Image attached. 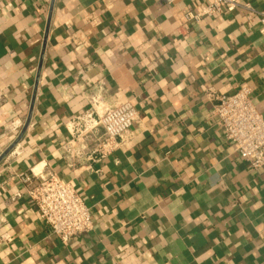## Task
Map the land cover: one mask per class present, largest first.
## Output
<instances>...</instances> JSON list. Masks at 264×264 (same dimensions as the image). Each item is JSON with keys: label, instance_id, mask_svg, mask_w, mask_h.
I'll return each mask as SVG.
<instances>
[{"label": "crops", "instance_id": "crops-1", "mask_svg": "<svg viewBox=\"0 0 264 264\" xmlns=\"http://www.w3.org/2000/svg\"><path fill=\"white\" fill-rule=\"evenodd\" d=\"M200 3L0 0V264H264V167L233 151L207 96L248 86L264 117V36L241 8L184 22ZM95 96L130 99L138 120L69 169L64 125ZM33 166L73 183L91 231L50 232L26 193Z\"/></svg>", "mask_w": 264, "mask_h": 264}, {"label": "built area", "instance_id": "built-area-1", "mask_svg": "<svg viewBox=\"0 0 264 264\" xmlns=\"http://www.w3.org/2000/svg\"><path fill=\"white\" fill-rule=\"evenodd\" d=\"M200 2L195 9L182 12L184 22H199L203 17L241 8L256 15L259 32L264 36V10H253L241 0ZM207 96L214 101L213 123L224 133L233 151L250 168L264 167V117L253 103L251 89L240 86L228 94H216L209 89ZM137 120L138 113L130 99L104 105L99 97H93L87 108L64 125L67 138L59 151L66 167L74 169L84 161L95 162L104 158L129 136ZM19 126V121L13 122L9 130L11 143L8 152L14 156L20 154ZM99 130L102 131L100 135ZM23 181L39 217L61 243L67 245L73 238L93 229L89 208L70 180L60 178L51 168L36 170L33 166L23 176Z\"/></svg>", "mask_w": 264, "mask_h": 264}, {"label": "water", "instance_id": "water-1", "mask_svg": "<svg viewBox=\"0 0 264 264\" xmlns=\"http://www.w3.org/2000/svg\"><path fill=\"white\" fill-rule=\"evenodd\" d=\"M9 149H10V148H8V149L6 150V153L9 151ZM2 156H3V155H2ZM2 156H1V157H2ZM1 157H0V159H1Z\"/></svg>", "mask_w": 264, "mask_h": 264}]
</instances>
